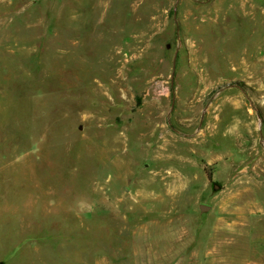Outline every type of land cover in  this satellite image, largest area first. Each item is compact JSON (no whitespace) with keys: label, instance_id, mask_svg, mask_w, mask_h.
Returning a JSON list of instances; mask_svg holds the SVG:
<instances>
[{"label":"rangeland","instance_id":"obj_1","mask_svg":"<svg viewBox=\"0 0 264 264\" xmlns=\"http://www.w3.org/2000/svg\"><path fill=\"white\" fill-rule=\"evenodd\" d=\"M1 262L264 264V0H0Z\"/></svg>","mask_w":264,"mask_h":264},{"label":"built area","instance_id":"obj_2","mask_svg":"<svg viewBox=\"0 0 264 264\" xmlns=\"http://www.w3.org/2000/svg\"><path fill=\"white\" fill-rule=\"evenodd\" d=\"M158 91L160 95L167 96L171 93V87L167 82H162L159 85Z\"/></svg>","mask_w":264,"mask_h":264},{"label":"crops","instance_id":"obj_3","mask_svg":"<svg viewBox=\"0 0 264 264\" xmlns=\"http://www.w3.org/2000/svg\"><path fill=\"white\" fill-rule=\"evenodd\" d=\"M228 209V208H227ZM228 211V210H227ZM234 216V214H230L227 218L226 221H229V227L230 228H239L241 225L237 222H231V218Z\"/></svg>","mask_w":264,"mask_h":264},{"label":"water","instance_id":"obj_4","mask_svg":"<svg viewBox=\"0 0 264 264\" xmlns=\"http://www.w3.org/2000/svg\"><path fill=\"white\" fill-rule=\"evenodd\" d=\"M208 209H209L208 206H201V210H202V211H206V210H208ZM0 264H4V263L1 262Z\"/></svg>","mask_w":264,"mask_h":264},{"label":"bare ground","instance_id":"obj_5","mask_svg":"<svg viewBox=\"0 0 264 264\" xmlns=\"http://www.w3.org/2000/svg\"><path fill=\"white\" fill-rule=\"evenodd\" d=\"M148 227H149V226H148ZM139 235H140V234H139ZM139 241H140V240H139ZM140 245H141V244H140ZM140 245H139V246H140ZM137 247H138V246H137ZM147 249H148V248H147ZM153 251H154V250H153ZM155 260H156V259H155Z\"/></svg>","mask_w":264,"mask_h":264},{"label":"trees","instance_id":"obj_6","mask_svg":"<svg viewBox=\"0 0 264 264\" xmlns=\"http://www.w3.org/2000/svg\"><path fill=\"white\" fill-rule=\"evenodd\" d=\"M211 179V178H210Z\"/></svg>","mask_w":264,"mask_h":264}]
</instances>
